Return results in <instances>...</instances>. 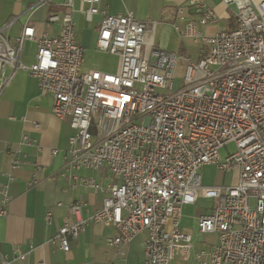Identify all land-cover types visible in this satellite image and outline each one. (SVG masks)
<instances>
[{"label":"built area","instance_id":"1","mask_svg":"<svg viewBox=\"0 0 264 264\" xmlns=\"http://www.w3.org/2000/svg\"><path fill=\"white\" fill-rule=\"evenodd\" d=\"M100 1L80 0L81 12L87 22L100 17L95 50L118 58L113 74L82 70L73 0L64 2L65 11L47 17L58 27L56 35L36 38L26 23L10 39L6 31L17 18L0 25V94L18 71L27 72L51 97L53 116L67 121L73 132L59 176L106 194L101 209L88 217L84 202L72 203V219L50 244L69 252L70 242L93 222L116 229L107 246L122 248L144 236L143 264H171L178 254L188 260L192 242L180 229L181 211L201 197L213 207L197 219V231L216 235L218 242L196 255L199 264H264V0H220L235 7V27L211 37L202 31L216 23V16L205 4L188 0L177 8L176 20L185 22L182 29L173 25L178 36L206 47L197 62L186 59L177 90L181 59L154 47V24L131 13L111 15L98 8ZM29 41L36 42V53L26 66L21 58ZM231 144L234 152L222 158L220 150ZM18 166L14 160L12 167ZM206 166L236 169V184L203 186L200 171ZM83 169H106L112 181L80 179L76 173ZM40 171L34 167L33 183ZM0 195L6 205L4 188ZM6 214L0 208V217ZM50 218L48 212L47 223ZM13 262L28 264L27 253L0 254V264Z\"/></svg>","mask_w":264,"mask_h":264},{"label":"crops","instance_id":"2","mask_svg":"<svg viewBox=\"0 0 264 264\" xmlns=\"http://www.w3.org/2000/svg\"><path fill=\"white\" fill-rule=\"evenodd\" d=\"M65 1L0 0V25L17 18L6 31L10 39L19 36L26 23L34 27L36 38L42 33L56 35L58 27L47 23V17L50 13L65 11ZM187 1L101 0L98 8L105 9L111 15L131 13L138 21L154 24V47L166 52L176 51L181 59L178 68L184 70L186 59L197 62L200 52L206 50L200 41L194 43L191 39H181L173 28L174 24L180 29L184 27L185 22L178 21L175 17L177 8ZM199 1L216 16V23L204 26L202 32L205 37L230 31L235 27L236 10L233 5L226 7L220 0ZM251 2L258 4L260 0ZM73 3L75 40L84 52L92 47L95 50L100 17L94 16L87 22L81 12L85 7L80 0H73ZM190 15L194 19L191 10ZM189 41L192 45L199 46L192 48ZM147 51L149 48L146 46L144 52ZM35 53L36 42H26L23 46L22 63L26 66L34 63ZM109 56L116 58L114 55ZM95 70L113 74L117 72L118 66L115 71L111 66L109 70L107 66ZM51 109V97L42 93L37 82L25 71H18L0 94V190L4 188L8 196L6 205H3L0 195V208L3 207L7 212L5 217H0V254L11 258L13 251L17 249L27 253L28 264H143L144 236L134 238L122 248L107 246L105 240L117 233L109 225L89 222L78 239L70 242V251L67 253L50 244L49 241L57 230L72 219V203L84 202L86 208L83 216L88 217L101 209L106 197L105 193L96 192L84 184L71 183L67 178L59 176L63 171L68 140L73 132L67 121L53 116ZM54 151L57 152L55 155ZM14 160L19 162L17 168L12 167ZM35 166H40L42 171L37 176L38 181L33 183ZM200 175L203 186L229 187L236 184L238 172L236 169L221 172L214 166H206L201 169ZM76 176L83 180L93 179L98 184L112 181L106 169H83ZM199 201L201 202L198 203ZM212 207V200L200 197L196 204L182 209L179 226L191 236L192 247L188 260H183L178 254L171 264H199L196 255L217 244L216 235H201L197 231V219L209 214ZM48 212L51 213L49 223L45 219ZM30 246L32 251H29Z\"/></svg>","mask_w":264,"mask_h":264},{"label":"rangeland","instance_id":"3","mask_svg":"<svg viewBox=\"0 0 264 264\" xmlns=\"http://www.w3.org/2000/svg\"><path fill=\"white\" fill-rule=\"evenodd\" d=\"M208 33L210 34V30H208ZM187 43V42H186ZM192 48H196L199 45H192L191 41L188 42ZM187 43V45H189ZM168 52H171V50H169ZM173 53H177L176 51ZM101 65H105L108 67L109 70V66L113 67L114 71L116 70L117 66H118V58L116 57H111L107 54L104 53H97L96 50H94V48L92 47L90 50H86L84 52V66H83V70H95V69H100L102 67L105 66H101ZM182 68H178L175 74V81H174V90L180 89L183 86V74H182ZM227 151L234 152V146L231 144L229 146H227V150L226 149H222L220 150V155L222 158L225 157ZM201 201H199L198 203H200Z\"/></svg>","mask_w":264,"mask_h":264}]
</instances>
